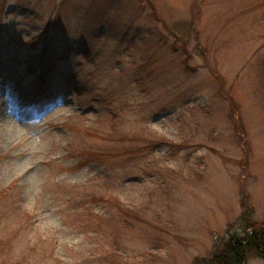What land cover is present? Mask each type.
<instances>
[{"label": "rangeland", "instance_id": "374dc122", "mask_svg": "<svg viewBox=\"0 0 264 264\" xmlns=\"http://www.w3.org/2000/svg\"><path fill=\"white\" fill-rule=\"evenodd\" d=\"M255 230L264 0H0L2 261L213 264Z\"/></svg>", "mask_w": 264, "mask_h": 264}, {"label": "trees", "instance_id": "16d2710c", "mask_svg": "<svg viewBox=\"0 0 264 264\" xmlns=\"http://www.w3.org/2000/svg\"><path fill=\"white\" fill-rule=\"evenodd\" d=\"M50 68L48 70H50ZM44 72L40 74V81L42 82V86L46 79L44 76ZM126 213L129 215H133L132 211H126ZM255 224L249 222L250 228L254 227ZM233 237L234 239L230 240L224 246L226 252H223L224 254L217 253L214 256L213 264H244L249 250H256L259 255L264 256V232L258 230L252 232L246 231L245 236ZM3 250L4 249L0 248V264H9L8 261H6L7 259L4 258L5 261L1 260V258L4 256ZM207 264L210 263L207 262Z\"/></svg>", "mask_w": 264, "mask_h": 264}]
</instances>
